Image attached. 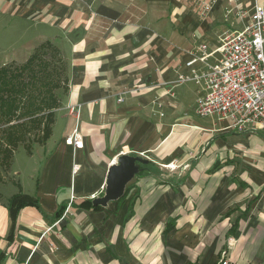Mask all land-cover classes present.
Segmentation results:
<instances>
[{
	"label": "crops",
	"instance_id": "0c3cea01",
	"mask_svg": "<svg viewBox=\"0 0 264 264\" xmlns=\"http://www.w3.org/2000/svg\"><path fill=\"white\" fill-rule=\"evenodd\" d=\"M195 1L0 0L25 25L24 49L1 51L0 68L47 41L67 66L49 139L29 153L19 145L0 166L2 264H264V135L192 115L185 100L194 108L200 93L191 83L165 94L199 44L213 51L247 22L236 13L264 0H214L206 16ZM138 85L148 88L131 93ZM68 105L80 106L78 122ZM76 126L82 147L73 149L65 140ZM121 155L150 164L121 200L80 207L103 195ZM19 190L36 205L19 210L10 241L7 203Z\"/></svg>",
	"mask_w": 264,
	"mask_h": 264
},
{
	"label": "built area",
	"instance_id": "2783aa9c",
	"mask_svg": "<svg viewBox=\"0 0 264 264\" xmlns=\"http://www.w3.org/2000/svg\"><path fill=\"white\" fill-rule=\"evenodd\" d=\"M214 3L198 0L200 15L207 14ZM236 17H247L242 29L222 34L213 51L199 44L184 64L186 73L165 83L169 86L165 94L172 97L176 87L191 83L200 93L194 107L197 117L229 121V128L239 133L259 131L264 135V6L255 3L248 11L239 10ZM147 88L138 85L130 92ZM161 104L159 101L158 106ZM67 110L78 122L80 106L68 105ZM65 143L73 149L82 147L77 126ZM70 206L71 201L65 214ZM220 264L228 262L222 257Z\"/></svg>",
	"mask_w": 264,
	"mask_h": 264
},
{
	"label": "trees",
	"instance_id": "16d2710c",
	"mask_svg": "<svg viewBox=\"0 0 264 264\" xmlns=\"http://www.w3.org/2000/svg\"><path fill=\"white\" fill-rule=\"evenodd\" d=\"M46 56L49 59H45ZM60 89L67 93V66L59 49L48 41L40 44L24 64L0 68V166L9 164L19 145L29 153L32 143L43 145L49 139L54 113L61 103L57 95ZM145 170V166H141L139 174ZM30 204L36 205L33 198L20 190L9 198L10 241L19 210ZM79 206L100 208L90 201H83ZM63 211L61 206L54 219L57 220ZM128 214L132 215L131 207ZM170 222L166 230L172 227ZM3 260L1 254L0 264Z\"/></svg>",
	"mask_w": 264,
	"mask_h": 264
},
{
	"label": "water",
	"instance_id": "95a60500",
	"mask_svg": "<svg viewBox=\"0 0 264 264\" xmlns=\"http://www.w3.org/2000/svg\"><path fill=\"white\" fill-rule=\"evenodd\" d=\"M148 163L149 161L142 157L121 155L116 164L107 171L103 195L93 199L91 204L94 207L105 208L109 203L121 200L127 186L138 176L140 167Z\"/></svg>",
	"mask_w": 264,
	"mask_h": 264
},
{
	"label": "rangeland",
	"instance_id": "374dc122",
	"mask_svg": "<svg viewBox=\"0 0 264 264\" xmlns=\"http://www.w3.org/2000/svg\"><path fill=\"white\" fill-rule=\"evenodd\" d=\"M197 2H198V0H196L194 2V7L196 8V10L198 11V13L200 15V10H199ZM206 15L207 14H205L204 16H206ZM7 17H8L7 13L3 12L2 8H0V53H1V51L3 52L4 50H5V52L21 53V51L24 49L23 45H24L25 41H22V40L19 39V34L22 32V30L25 29V25H24L23 22H21L19 20L18 17H14L13 15H11V19H8ZM20 23H23V24L20 25ZM9 24H10V26H9ZM32 34H33V32L29 31L28 36H31L29 43L36 42L33 39ZM37 47H35L33 49V51ZM8 50H11V51H8ZM60 55H61V52H60ZM45 59H49V56H46ZM64 62H65V60H64ZM11 65L12 66H18V65H14V64H9V65H6V66H11ZM176 94L177 93H175V96H176ZM57 95H58V98H59L60 102H62V100L64 99L66 93L62 89H60V90L57 91ZM187 95L188 96L190 95V91H188ZM178 99L179 100L181 99L180 95L178 96ZM185 104L187 105V108H188L187 111L190 112L192 115L195 114L194 113V108H193V100H192V98H190V96L188 97V99L185 100ZM60 106H61V103H60ZM195 117H197V116H195ZM30 139L32 140V138H30ZM32 146H33V143L31 145V147ZM27 173H28V171H27ZM79 176H80V174L77 175L78 178H79Z\"/></svg>",
	"mask_w": 264,
	"mask_h": 264
},
{
	"label": "bare ground",
	"instance_id": "6f19581e",
	"mask_svg": "<svg viewBox=\"0 0 264 264\" xmlns=\"http://www.w3.org/2000/svg\"><path fill=\"white\" fill-rule=\"evenodd\" d=\"M168 168H169V169H170V168H174V166H173V165H172V166L169 165Z\"/></svg>",
	"mask_w": 264,
	"mask_h": 264
}]
</instances>
